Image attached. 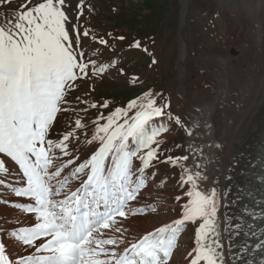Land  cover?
Segmentation results:
<instances>
[{
    "label": "rangeland",
    "instance_id": "obj_1",
    "mask_svg": "<svg viewBox=\"0 0 264 264\" xmlns=\"http://www.w3.org/2000/svg\"><path fill=\"white\" fill-rule=\"evenodd\" d=\"M258 1L264 5V0H65L63 10L69 18L66 28L72 48L78 62L88 64V68L86 75L77 70V79L70 82L66 103L61 105L65 110L57 114L47 136L58 143L64 134H73L65 142L70 155H64L59 148L52 150L57 165L72 161L58 178L67 177L69 183L54 199L63 200L65 194L86 181L88 170L78 174V178L71 173L102 146L101 141L94 139L97 128L106 125L117 109L125 110L117 117L118 124L131 122L149 99L164 111L148 125L167 128L156 137L158 158L143 172L146 186L136 200L129 202L131 209L145 211L129 214L127 219L118 217L121 233L105 230L107 235L123 240L116 247L118 253L145 234L183 218L185 205L191 202L187 193L193 190L187 176L193 175L198 190L206 194L216 190L215 231L208 233L206 243L219 241L223 264L248 263L255 222L249 215L251 205L245 207V201L232 200L229 194L233 188L236 197L241 190L253 195L257 186L255 168L247 166L251 158L247 141L252 130L255 134L258 131V91L264 79V8L257 11L258 20L251 6ZM39 2L31 0L29 7ZM24 3L25 0H12L10 4L0 0V26L14 20ZM136 42L139 48L134 46ZM133 102L136 107H129ZM206 115L211 116L210 127L221 144L216 158L209 153L201 126L199 151L189 152L190 132H196L191 126L192 116L203 121ZM77 120L82 127L76 126ZM129 146L136 148L131 138ZM146 151L142 149L140 154ZM169 157L187 159L173 163ZM7 164L10 173L6 183L0 185V198L4 196V201L0 199V231L3 229L7 235L6 248L13 249L17 243L10 240V233L19 227L8 229L9 220L15 215L17 222L24 223V212L15 207L21 196H15L11 187L17 178L26 181V177L15 162L8 160ZM141 168L142 162L134 157L133 179L141 175L137 171ZM237 175H242L237 179L242 186H236ZM260 177L264 178V172ZM52 184L56 185V181ZM202 223L203 219L185 221L170 264H191Z\"/></svg>",
    "mask_w": 264,
    "mask_h": 264
},
{
    "label": "snow or ice",
    "instance_id": "obj_2",
    "mask_svg": "<svg viewBox=\"0 0 264 264\" xmlns=\"http://www.w3.org/2000/svg\"><path fill=\"white\" fill-rule=\"evenodd\" d=\"M5 2L10 4L12 0ZM29 4L31 0H25L14 20L0 26V185L6 183L10 173L7 161L15 162L26 177V186L11 187L12 193L35 200V206L15 207L38 213L41 222L13 235L29 246H35V241L42 237L50 239L36 246L37 251L48 255H30L16 264H170L185 221L196 219H203V223L197 233L196 255L191 264L201 261L223 264L219 241L206 243L208 233L215 231L216 190L210 194L198 190L193 175L187 176L193 190L187 193L191 202L185 205L182 219L145 234L122 253L116 247L123 240L105 232L121 233L118 217L127 219L129 214L145 211L131 209L129 202L136 200L146 186L143 172L158 158L160 150L156 137L167 131L163 126L148 127L153 117L164 115L163 108L155 106V100L149 99L142 105L131 122L118 124L117 117L125 110L117 109L106 125L99 126L94 139L101 141L102 146L71 173L78 178V174L88 170L86 181L65 194L63 200L53 198L67 187L69 179L58 178L72 161L57 165L52 150L59 148L64 155H70L65 142L73 134H64L58 143L47 136L57 114L65 110L61 105L66 103L70 82L77 79V70L86 75L88 64L78 62L72 48L66 28L69 18L63 10L65 0H41L33 7ZM134 46L139 48V42ZM129 107H136V103ZM75 123L77 127L83 126L80 120ZM130 138L136 144L134 149L129 146ZM152 144L157 147L152 148ZM142 149L148 151L141 155ZM134 157L142 162V168L137 170L141 175L135 179ZM180 159L187 157H169L173 163ZM54 180L56 185L52 184ZM0 264H14L3 241H0Z\"/></svg>",
    "mask_w": 264,
    "mask_h": 264
},
{
    "label": "bare ground",
    "instance_id": "obj_3",
    "mask_svg": "<svg viewBox=\"0 0 264 264\" xmlns=\"http://www.w3.org/2000/svg\"><path fill=\"white\" fill-rule=\"evenodd\" d=\"M251 6H252V10H255V12L253 13L254 17L257 18V16H258V14H257L258 12L257 11H259L262 7L264 8V5H261V2L258 1V3H256V4L252 3ZM257 19L259 20V18H257ZM260 23H258L259 30L262 29V26H261ZM258 96H259V99H258L259 103L257 105L258 107L257 106L256 107H257V110H260V112H259V115H258V121L255 124V126H256L255 129L258 128V131L255 134L254 131L252 130L253 132L251 131V133L248 136V141H247L248 155L251 156V158L247 162V166L248 167L252 166V167L255 168V171H256L255 179L257 181L256 182L257 183L256 191H253L254 192L253 195H247V194H245V192L243 190H241L242 192H241L240 196L236 197L234 195L233 191H232V189H233L232 188L231 192L229 194V198L232 199V200L237 201L240 198L241 200L246 201L247 202V206H245V207H248L249 205H251L250 206L251 208L249 210V213H250L249 215H251V217L253 218V220L255 222H254V227L252 228L253 229V231H252V234H253V248H252V253H251L252 255L249 258V261H248L247 264H264V193L262 192V190L264 189V187H263L264 186V178L260 177L261 174L264 172V79H263V81H262V83H261V85L259 87ZM253 117H255V116H253ZM211 122H212L211 121V116H209V115H206L205 116V120H203V121H202V119L199 116H192L191 126H192V129H194V130L196 129V132H194V133H193V131L190 132V138L191 139H190V143L189 144H190V148L191 149H189V152L193 151L192 154H194L196 151H199V147H198L199 146L198 145L199 144L198 128L201 126L203 129H205L204 137H205L206 142H207L208 147H209V153L212 152V154H215V158H216L217 153H218L219 149L221 148V144L219 143V140L217 139V137H215L216 131L213 130L214 128H212V126L210 127ZM244 127H246V125H244ZM241 128H243V126ZM222 150H224V149H222ZM189 156L192 157V155H189ZM217 157H219V155ZM220 157H222V156H220ZM224 158H226V157H224ZM217 163H218V161H217ZM246 172H248V171H246ZM242 175H246V174H242ZM242 175H237L235 180H237L238 178H241ZM233 177H234V175H233ZM237 182H238V184H236V186L240 185V184L242 186V183H241L240 180H237ZM14 184L15 185H13V183H12V187L15 186L16 188H21V187H25L26 186V181H24L23 178L21 177V178H17L15 180ZM3 197L0 198V199H2V201H4ZM15 204L16 205L17 204L24 205L25 207L35 206V200L30 198V197H27V196H21V198L19 200H17L15 202ZM239 208H240V206H239ZM19 209L24 212V215H23L24 216V223L17 222V217L14 215V217L9 220V224H8V226H10V227H8V229L10 228V230H13V228H15V227H19V228H16V230L14 229L10 233V240L12 242H14V243H17V246L15 245L13 247V249L10 248L11 246L10 247L8 246L6 248V253L9 254L10 259L13 260L14 264H16V262L20 261L21 258L30 256V255L31 256H37V257L38 256H42V255H48V253H46V252L37 251V247L36 246L42 244L47 239H50V237H42V238H40V239L35 241V246H29V245L23 244V242L20 241L17 236H14L13 234L14 233H19L20 229L33 228V227L36 226L37 223L41 222L40 220L37 219V216L39 215L38 213L28 212V211H24L21 208H17V210H19ZM238 211H240V210H238ZM245 211H247V210H245ZM150 228L152 230L151 226H150ZM9 232H8V234H9ZM7 239H8L7 235H5L4 230L1 229V231H0V241H3V242H5L7 244L8 243Z\"/></svg>",
    "mask_w": 264,
    "mask_h": 264
},
{
    "label": "water",
    "instance_id": "obj_4",
    "mask_svg": "<svg viewBox=\"0 0 264 264\" xmlns=\"http://www.w3.org/2000/svg\"><path fill=\"white\" fill-rule=\"evenodd\" d=\"M244 204L246 205V204H247V202L245 201V202H244Z\"/></svg>",
    "mask_w": 264,
    "mask_h": 264
}]
</instances>
